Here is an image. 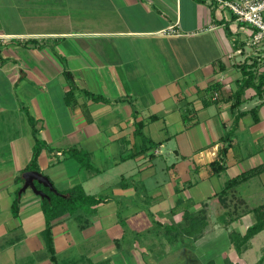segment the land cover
<instances>
[{
	"label": "crops",
	"instance_id": "0c3cea01",
	"mask_svg": "<svg viewBox=\"0 0 264 264\" xmlns=\"http://www.w3.org/2000/svg\"><path fill=\"white\" fill-rule=\"evenodd\" d=\"M252 34L214 0H0V264H264L258 234L241 252L231 241L257 206L233 190L264 172L224 194L210 180L264 163V95L248 87L236 108L225 99L241 65L264 72ZM214 83L224 99L206 105ZM139 121L158 147L138 153L149 146L134 134ZM32 122L51 148L40 172L66 197L81 186L105 199L82 222V212L54 222L55 261L40 197L26 190L12 213Z\"/></svg>",
	"mask_w": 264,
	"mask_h": 264
},
{
	"label": "trees",
	"instance_id": "16d2710c",
	"mask_svg": "<svg viewBox=\"0 0 264 264\" xmlns=\"http://www.w3.org/2000/svg\"><path fill=\"white\" fill-rule=\"evenodd\" d=\"M255 64H256V61L253 62V64H243L240 66V69L242 70V74H243V79L239 84L238 90L234 94L225 98L226 100H231V99L236 100L233 103L232 108H236L237 106L240 105V98L242 94L244 93L245 89L248 87H253L256 90L257 95H264V72L257 75L256 72L252 70ZM207 92L210 94H212L213 92H218L219 95H218V99L216 100H212L211 97L205 100L206 105H209L212 102H218L219 100L221 101L224 99L223 98L224 95L220 91V85L218 83H214L210 85L207 88ZM85 93H87L88 96H91L92 99L95 101H101V100L104 101V98H102L101 96H96L89 92H85ZM252 114H253L255 121H257L258 117H257L256 108L252 109ZM31 120L32 119L30 118V121ZM32 126H33L32 131H33L35 144L32 149L31 159L23 171H28V170L40 171L39 166H38V158L42 150L43 149L51 150V148L48 146V144H46V142L38 138L37 129L35 128L33 122H32ZM143 127H144L143 122L141 121L135 122L134 134L138 139L142 141L143 144L145 145L148 144L149 146L147 148L145 147L144 149L140 150L138 153L146 152L149 148H154V147L159 146V143L152 141L150 138H148L143 133ZM229 137L230 135L228 134L226 139H229ZM228 149H229V144L226 145V147H223L221 149L220 160H215L210 163V167L213 173L219 174L225 169V166L221 164L220 161L224 158ZM64 153L67 154L69 157L76 159L82 168H85V169L94 168L88 152L84 150H79L76 147H71L67 149ZM263 172H264V163L259 164L256 167H253L249 170H246L238 174L237 176L229 179L228 181H226V184L224 188L221 190V193L223 194L227 193L228 190L235 188L239 184L257 175H260ZM17 181L23 182L21 175L18 176ZM37 187L43 190L44 192H46L50 196L49 199L48 198H40V199H41V207H42L45 220H46V226L43 231V236H44L46 248L49 253V257L52 261H55L56 251L54 248L53 233H52L54 222L58 218L66 214L73 215V216L76 214L77 216V213H80V212L87 213L91 210L92 206L94 207L98 205L99 203L104 202L105 199L102 196L87 195L81 186H76L73 189H71L68 193H66L68 194V197L57 195L53 193L52 191H50L47 187H44L43 185L39 183H37ZM58 192L61 194H65L64 192L62 193L59 190ZM19 196L20 195L17 192L16 197L12 203V213L14 216H18V213H19V209H20L19 208V204H20ZM252 211L254 212V215H255V222L252 225H250L243 234L233 233L231 235V241L239 252H241L247 246L249 241L254 236H256L257 234H259L260 232L264 230V204L256 206L255 208H253Z\"/></svg>",
	"mask_w": 264,
	"mask_h": 264
},
{
	"label": "built area",
	"instance_id": "2783aa9c",
	"mask_svg": "<svg viewBox=\"0 0 264 264\" xmlns=\"http://www.w3.org/2000/svg\"><path fill=\"white\" fill-rule=\"evenodd\" d=\"M221 8L228 10L238 21L253 30L252 44L264 55V0H214ZM173 27L169 31H173ZM214 92L213 100L218 99Z\"/></svg>",
	"mask_w": 264,
	"mask_h": 264
},
{
	"label": "rangeland",
	"instance_id": "374dc122",
	"mask_svg": "<svg viewBox=\"0 0 264 264\" xmlns=\"http://www.w3.org/2000/svg\"><path fill=\"white\" fill-rule=\"evenodd\" d=\"M230 133V132H229ZM231 133H235V131L231 130ZM246 134V132H245ZM247 136V135H246ZM252 149V148H250ZM260 157L259 154L256 155V158ZM261 159H264V156H262ZM73 161L74 162H78L76 159L73 158ZM256 161V160H255ZM263 161V160H262ZM85 169V168H84ZM238 172L237 170H235V168L233 169H230L228 171H225L223 174L221 175H215L214 177H212V179H210L213 183V186H214V189L220 193L221 190L224 188L226 182L225 181H228L229 179H231L234 175H236ZM47 176V175H46ZM258 176V175H257ZM57 189V188H56ZM61 189V188H60ZM233 193H235L236 196H242L244 194H248V193H251L252 194V200H251V203L250 207H254V206H259L261 204H264V175L262 176H258L250 181H248L247 183H244L242 184L240 187H238V189H234L233 190ZM255 194V195H254ZM83 217L80 218L81 220H79L80 222L84 221L85 220V217H87V213H83L81 214ZM73 223L74 224H77V222H75V217H73ZM78 221V222H79ZM242 222V221H241ZM255 222V219L254 221ZM244 223V222H243ZM259 236V237H257ZM257 236H254L257 240H256V243H258L257 245H262L264 246V230L258 234ZM219 249V248H218ZM216 250V249H214ZM216 251H214L215 253ZM212 253V254H214ZM264 255V253L262 254Z\"/></svg>",
	"mask_w": 264,
	"mask_h": 264
},
{
	"label": "water",
	"instance_id": "95a60500",
	"mask_svg": "<svg viewBox=\"0 0 264 264\" xmlns=\"http://www.w3.org/2000/svg\"><path fill=\"white\" fill-rule=\"evenodd\" d=\"M22 178L24 180L23 186L19 189L18 194L21 195L26 190L30 189L34 194L38 195L40 198H50V196L43 190L37 187V183L47 187L50 191L57 195L66 197L65 195L58 192L52 181L48 176L40 171L28 170L22 173Z\"/></svg>",
	"mask_w": 264,
	"mask_h": 264
}]
</instances>
